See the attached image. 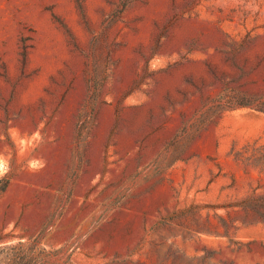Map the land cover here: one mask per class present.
I'll return each instance as SVG.
<instances>
[{"label": "rangeland", "instance_id": "1", "mask_svg": "<svg viewBox=\"0 0 264 264\" xmlns=\"http://www.w3.org/2000/svg\"><path fill=\"white\" fill-rule=\"evenodd\" d=\"M0 264H264V0H0Z\"/></svg>", "mask_w": 264, "mask_h": 264}]
</instances>
